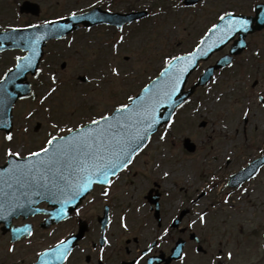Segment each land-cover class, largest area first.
<instances>
[{
    "label": "rangeland",
    "instance_id": "obj_1",
    "mask_svg": "<svg viewBox=\"0 0 264 264\" xmlns=\"http://www.w3.org/2000/svg\"><path fill=\"white\" fill-rule=\"evenodd\" d=\"M33 1L43 6L46 17H52L90 8L94 2L102 0ZM117 1L120 11L135 6L140 11L149 10L152 16L128 28L125 42L118 46V54L112 46V41L118 35L112 37L100 30L86 35L84 41L77 39L76 45L78 44L80 51L71 53L69 69L63 71L60 66L64 61H59L62 76H73L76 83H80L78 77L81 75L89 77L87 84H78L83 95L78 94L79 91L75 94L69 92L57 94L53 99L57 101L55 103H59L60 98L73 100L71 104L64 103L67 111H79L81 104L82 109L77 116H81V122L89 119L91 114L100 115L110 111L111 106L126 99L129 94L136 95L141 89L140 86L153 79L168 59L192 51L203 31L209 28L207 26L217 23L222 12H243L249 10L247 4L253 1L264 2L204 0L201 8H186L183 5L184 0ZM10 3L11 5L4 2L2 8L0 4V22L4 21L5 26L19 23L11 17L15 11L12 2ZM249 40L252 47L240 61H254L218 74L210 85L196 92L191 101L179 111L165 139H160L163 134L157 136L120 183L135 195L130 203L134 218H149V207L143 206L142 201L144 192L152 183L157 182L160 188H156L164 194L163 205L168 215H174L176 210L184 207H191L194 219L196 215L207 213L205 224L200 219L197 220L200 226L237 233L235 238H230V241L236 242L232 249L235 256L233 263L264 264V250L259 242V233L264 231V171L246 192L242 191L230 198L226 196L227 191L222 189L223 186H220L223 177L237 173L264 151V107L257 97L258 94L264 95V32ZM213 61L214 58L205 66ZM112 67L119 69V77L112 75ZM87 69L93 70V73L89 74ZM196 77L195 75L191 78L188 87L192 86ZM255 80L261 83L256 90L252 88ZM102 83L110 88L116 85L112 89L101 90ZM96 89L103 91L108 99L104 95L99 96ZM86 90L95 97L93 100L87 98ZM117 96L119 99H116ZM124 102L126 101L120 103ZM86 104L93 110L91 113L86 111L87 115L83 113ZM35 107L37 105L29 102L21 104V110L26 112L21 120L27 119V114ZM249 107L251 112L245 125L242 112ZM30 122L34 128L37 122L46 123L47 117L40 112ZM202 122L207 123L205 128L199 127ZM41 135L33 136L34 149L41 146ZM185 138H190L197 145V153L189 154L184 149ZM202 192L203 198L194 203L190 202L191 198ZM171 196L175 197L174 200H169ZM2 260L3 258L1 263Z\"/></svg>",
    "mask_w": 264,
    "mask_h": 264
},
{
    "label": "snow or ice",
    "instance_id": "obj_2",
    "mask_svg": "<svg viewBox=\"0 0 264 264\" xmlns=\"http://www.w3.org/2000/svg\"><path fill=\"white\" fill-rule=\"evenodd\" d=\"M72 16L73 19L77 18L75 13ZM226 17L228 20L223 27L215 24L209 29V37L219 32L218 42H223L234 32L247 31L246 20L234 19L232 13L221 15L219 20L223 22ZM41 38L37 37L36 42L39 43ZM124 42V37L121 36L119 44ZM206 43V40L200 42L201 45ZM114 51L118 54V45L114 46ZM32 52L33 56L25 57V63L18 65V70L33 67L35 47L32 48ZM206 54V50L198 46L195 52L187 56L171 57L166 61L164 71L160 73V77L165 78L163 87L158 81L152 87L145 88L143 95L130 96L131 104H121L109 115H101L99 119H91L90 123L80 124L79 127L62 128L61 132L65 133L62 135L50 134L46 146H42L39 151H30L27 156H23L21 151H14L12 147H8L7 167L0 171V218L6 219L16 209L23 208L25 203H36L33 197L48 198L53 202L60 201L62 207L59 210V218H63L66 215V207L89 192L94 184L107 186L103 195L108 196L107 188L113 184L112 177L129 167L134 156L141 148L146 147L145 142L161 123L163 119V113L159 112L161 106L173 105V97L179 91L187 64L194 62L197 56ZM181 64L185 67H179ZM111 73L115 77L121 74L117 67H112ZM52 80L55 82L56 77L53 76ZM55 91L53 88L49 96ZM10 95L6 88H0V105H4ZM44 99L47 100L48 96ZM259 99L264 103V95ZM250 112L249 107L242 112V116L247 119ZM168 119H171V116ZM0 126L7 127V122ZM53 127L56 128L58 125L54 124ZM168 127L171 128L172 125L168 124ZM24 131L27 132L28 129L25 128ZM166 136L167 133L160 139H165ZM4 139L11 143L14 136L9 132ZM199 219L201 223L206 222L204 216H200ZM122 227L127 229V223H122ZM14 231L32 235L28 229ZM70 254L71 249L66 247L64 240H61L52 251L40 253V256L41 258L51 256L57 261H64ZM228 258H232L231 253H228ZM43 264L50 262L43 261ZM135 264H139V260Z\"/></svg>",
    "mask_w": 264,
    "mask_h": 264
},
{
    "label": "flooded vegetation",
    "instance_id": "obj_3",
    "mask_svg": "<svg viewBox=\"0 0 264 264\" xmlns=\"http://www.w3.org/2000/svg\"><path fill=\"white\" fill-rule=\"evenodd\" d=\"M9 1L14 5L16 3L14 0ZM76 12L78 11H73V13ZM68 16L70 15L65 13L46 17L45 10H42V14L38 17L26 16L28 22L23 27L64 20ZM97 30L78 26L77 29L64 34L60 39L49 41L45 48V66L43 63L46 71L43 75L38 71L36 76L28 77L33 89L38 92L43 88L49 90L53 85H62V91L74 93L72 86L75 78L62 76V72L59 70V61H64L60 66L63 71L66 68L69 69L68 62L71 53L80 51L78 44L76 45L77 39L82 40L85 35ZM51 69L53 76L56 77L55 82L48 80V71ZM45 78L47 82H45ZM55 89L57 90V88ZM17 132H20V129ZM62 134L65 133L60 131L59 134L55 133L54 135ZM14 137L16 144L22 143L23 149L33 150L32 138L28 131L21 130V134ZM27 154L29 153L26 152L25 155ZM105 190L106 187L96 186L92 195L86 199L85 207L78 210L80 216L77 218L78 221H70L76 215L74 214L68 220L53 227L50 226V229L39 233L38 227L48 216L39 215L31 217L32 219L29 218L28 220L34 226L35 234L33 233V236L27 240L16 243L18 245L16 248L14 246L3 247V249H15L6 261L18 258L23 260V264H37L40 253L53 248L61 240L66 241L78 235L83 227L85 229L83 237L73 243L71 254L62 264H135L137 260H139V264H240L222 261L223 251L231 245L234 246V242L230 241V238L234 237L235 232L205 229L198 226L194 222L192 210L188 207L176 210L174 215H168V212L163 209L161 203L163 194L160 191L159 220H156L153 215L154 220L150 223H139L133 219L132 213H127L126 210L122 213L113 206L122 203V198L125 197V190L121 184L113 183L110 188H107L108 196L103 195ZM41 207L45 208L47 204L44 203ZM26 222L28 221L20 218L15 221V224L21 226ZM122 223H127L128 228H123ZM66 225L67 229H61ZM154 227L155 230H153ZM0 233H2L1 230ZM165 233L167 234L165 235ZM2 235L9 238L8 234L2 233ZM161 237L163 238L161 239ZM105 239L107 243H105ZM178 244H183V258L181 261H167L173 248ZM198 248L201 253L197 251ZM216 250L218 253L213 252ZM226 258V256L223 257L224 260Z\"/></svg>",
    "mask_w": 264,
    "mask_h": 264
},
{
    "label": "water",
    "instance_id": "obj_4",
    "mask_svg": "<svg viewBox=\"0 0 264 264\" xmlns=\"http://www.w3.org/2000/svg\"><path fill=\"white\" fill-rule=\"evenodd\" d=\"M31 6H33V5H31L30 3H26V5L22 9H23V11H30V7ZM256 10H257V18H255V19L233 16L234 19H243V20H246L248 22L247 31L241 30V31L234 32L230 36L226 37L223 42H218V37L220 36L219 32H217L215 34H212L210 37H209V35L206 37L205 40L207 41V43L204 44V45H201V47L206 50L207 54L206 55H199V56L196 57L194 62H192L190 64H187V71L184 72L179 91L173 97V102H174L173 105L172 106L164 105V106H161V108L159 109V112L163 113V119L161 120V123L159 125H157L156 130L158 129L159 126L164 124L165 121L168 122L170 120V119H168V117L169 116L172 117L175 109L182 102H184L186 99H188V97L194 91L195 88L192 90V92L183 93L184 87H185V85L187 83V80H188L189 76L197 68L198 62L200 60H207L208 57H210L213 52L221 50L223 47H225L235 37L236 34H240V41L236 43V45L233 48V51L231 53L232 54H239L242 51V49L245 47V37H246V35L248 33H253L256 30H261V29L264 28V7L259 6V7H257ZM136 16L137 15L132 16V17H136ZM85 17H83V19L85 18L87 23H91V22L95 23L96 22L95 19L97 18V12H92L88 16L86 15ZM102 19H103L102 21L108 20L106 16H103ZM227 20H228V17H226L225 21L220 23L221 27H223L224 24L227 23ZM254 22L257 23L256 26L253 25ZM9 34H11V33H9ZM12 34H14V33H12ZM2 35H5V34H2ZM21 39H22V37H19V39L18 38H12V40H21ZM229 59L225 58V59L221 60L219 62V64H217L216 67L208 70L205 73V75L201 78L200 83L198 84V86L206 84L211 79V77L213 76L214 71L216 69H220V68L224 67V65H226L228 63ZM179 67L183 68V67H185V65L181 64ZM23 76H24V74H23ZM19 77H21V78H19ZM19 77L17 78V80H18V82L21 83L22 79L24 77H22V75L19 76ZM15 79H16V72H12V73H9L7 75V77H6V79L4 80V82H2L0 84V88H6L7 92L11 94L8 97V99L6 100V103L4 105H0V125H2L3 122H5V121L7 122V127L0 126V129H2V128L10 129L11 128V119H12V117H11V113L12 112L11 111H12V107L15 104V102L21 96H24V95H26L28 93V90H27L28 88H26L25 86H23V85H15V83L17 82V80L15 81ZM164 80H165V78L159 77L155 81H153L147 88L152 87L153 84L158 82V81H159L161 87H163L164 86ZM143 92H144V90H143ZM143 92H142L141 95H143ZM155 131H153V132H155ZM185 147L188 150H190V151H194L195 150V147H194V145L191 144L190 140H186L185 141ZM2 170L3 169H0V171H2ZM234 180L239 181L238 178H235Z\"/></svg>",
    "mask_w": 264,
    "mask_h": 264
}]
</instances>
